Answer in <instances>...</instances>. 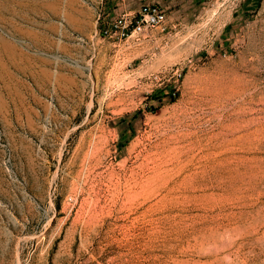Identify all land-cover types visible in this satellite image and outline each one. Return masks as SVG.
Returning <instances> with one entry per match:
<instances>
[{
	"label": "rangeland",
	"instance_id": "1",
	"mask_svg": "<svg viewBox=\"0 0 264 264\" xmlns=\"http://www.w3.org/2000/svg\"><path fill=\"white\" fill-rule=\"evenodd\" d=\"M89 1L0 0V264H264V0Z\"/></svg>",
	"mask_w": 264,
	"mask_h": 264
},
{
	"label": "crops",
	"instance_id": "2",
	"mask_svg": "<svg viewBox=\"0 0 264 264\" xmlns=\"http://www.w3.org/2000/svg\"><path fill=\"white\" fill-rule=\"evenodd\" d=\"M89 2L90 20L101 18V27L110 24L123 14H138L141 7L147 3L157 5L165 12V23L186 19L189 13V2L185 0H90Z\"/></svg>",
	"mask_w": 264,
	"mask_h": 264
},
{
	"label": "built area",
	"instance_id": "3",
	"mask_svg": "<svg viewBox=\"0 0 264 264\" xmlns=\"http://www.w3.org/2000/svg\"><path fill=\"white\" fill-rule=\"evenodd\" d=\"M165 20L166 14L159 6L147 3L141 7L138 14H123L110 24L101 27L97 35L118 42L130 39L139 41L143 34L162 26ZM98 21L102 23L101 18Z\"/></svg>",
	"mask_w": 264,
	"mask_h": 264
}]
</instances>
